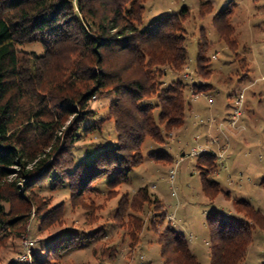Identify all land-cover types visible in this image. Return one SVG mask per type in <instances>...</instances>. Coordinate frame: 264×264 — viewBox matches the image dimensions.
<instances>
[{"label":"trees","instance_id":"16d2710c","mask_svg":"<svg viewBox=\"0 0 264 264\" xmlns=\"http://www.w3.org/2000/svg\"><path fill=\"white\" fill-rule=\"evenodd\" d=\"M147 1L0 0V249L7 231L23 225L33 206L41 229L50 227L54 214L37 191H65L77 203L103 185L111 197L145 162L148 139L164 143L185 124L191 106L186 83L179 76L167 81V75L190 71L186 28L190 11L183 8L142 28ZM200 3L202 15L212 12L210 0ZM235 5L231 1L215 16L220 41L234 56ZM31 44H39L44 52L22 49ZM214 44L202 31L195 73L203 79L215 72L210 56ZM238 62L246 68L243 60ZM193 86L196 95L211 88L207 83ZM101 94L113 95L103 116L92 107ZM107 123L113 124L115 140L107 138L111 135ZM91 135L103 136L106 142L80 152V142ZM147 157L157 162L173 159L165 152ZM200 157L199 164L206 165L203 191L214 200L225 193L210 178L218 172V155L211 151ZM154 195L148 186L132 198L126 195L115 220L147 204L154 211V228L166 223L168 213ZM235 206L247 221L225 222L219 212L209 216L211 264H242L254 228L264 230V214L251 202L236 199ZM140 227L136 222V229ZM104 234L97 230L91 238ZM81 243L75 234L50 239L32 250L33 260L25 264H51ZM158 243L165 264H202L186 236L171 224L159 234ZM115 250L104 249L103 259L114 258Z\"/></svg>","mask_w":264,"mask_h":264},{"label":"rangeland","instance_id":"374dc122","mask_svg":"<svg viewBox=\"0 0 264 264\" xmlns=\"http://www.w3.org/2000/svg\"><path fill=\"white\" fill-rule=\"evenodd\" d=\"M210 1L213 10L206 15H202L200 0H148L145 4L142 28L160 17L179 13L183 8L190 11L186 28L188 67L192 74L183 69L179 74L169 72L167 75V81L179 76L186 83L191 106L187 109L185 124L174 129L164 143L148 139L143 147L145 162L133 170L130 181L115 189L111 197L108 196L110 189L103 185L77 203H73L65 191H37L39 199L50 203L48 208L54 214L50 227L41 229L33 206L25 225L18 227L16 224L7 231V239L0 249V264L31 263L32 250L38 251L50 239L71 234L81 237V245L51 264H165L158 236L170 224L186 236L202 264H211V214L219 212L221 220L233 224L247 221L237 211L236 199L251 202L264 214V0ZM231 1L236 4L231 37L237 44L236 56L224 41H220L215 21L216 14L226 9ZM202 31L215 42L210 51L215 72L209 79L195 73ZM22 49L38 54L44 52L39 44L26 45ZM241 60L246 68L241 69L238 62ZM247 69L248 76L243 77ZM195 83H207L211 88L207 93L196 95ZM243 93L244 114L241 127L235 129L230 127L231 119ZM112 99L110 94L98 95L92 107L103 116ZM105 129L111 133L107 138L115 140L113 124L107 123ZM105 142L103 136L91 135L80 142V152ZM201 147L205 149L203 153L213 150L218 155V172L210 174V178L218 181L230 196L223 193L211 200L204 193L202 175L206 165L199 164L202 153L191 156ZM226 147L227 153L220 158L219 153ZM152 152H165L173 159L157 162L147 157ZM145 186L162 200L168 213L166 223L155 229L151 222L155 218L154 211L147 204L139 211L129 210L122 220H115L122 199L126 195L132 198ZM136 222L141 225L140 229H136ZM101 229L104 236L93 240L92 235ZM29 242L33 243L31 249ZM110 247L116 248V256L103 259V250ZM242 264H264V230L260 227L253 230V243Z\"/></svg>","mask_w":264,"mask_h":264},{"label":"built area","instance_id":"2783aa9c","mask_svg":"<svg viewBox=\"0 0 264 264\" xmlns=\"http://www.w3.org/2000/svg\"><path fill=\"white\" fill-rule=\"evenodd\" d=\"M244 104H245V94L243 93L240 95V98L237 101V109L235 110V112L232 116L230 127L235 128V129H239L241 127L240 123H241V119H242L243 114H244L243 113ZM202 148L203 147H201L199 150H195L191 154V156H199L201 153H203L205 151V149H202ZM227 151H228V148L227 147L224 148L222 150L221 154L219 153V157L223 158L225 156V154L227 153ZM173 177H174V175H173ZM32 246H33V243L29 242L28 248L31 249Z\"/></svg>","mask_w":264,"mask_h":264},{"label":"crops","instance_id":"0c3cea01","mask_svg":"<svg viewBox=\"0 0 264 264\" xmlns=\"http://www.w3.org/2000/svg\"><path fill=\"white\" fill-rule=\"evenodd\" d=\"M215 119H216V118H215ZM212 127H213V126H212ZM211 131H212V130H211ZM211 131H210V133L213 132V131H212V132H211ZM224 136H225V135H224ZM225 137H226V136H225ZM212 138H215L214 135H213V133H212ZM217 140H218V139H217ZM218 142H219V141H218ZM182 160H183V159H182ZM189 244H190V243H189ZM190 247H191V246H190ZM191 249H192V247H191ZM192 250H193V249H192Z\"/></svg>","mask_w":264,"mask_h":264}]
</instances>
